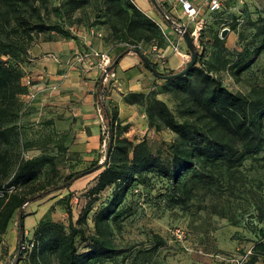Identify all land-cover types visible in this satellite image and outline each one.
I'll use <instances>...</instances> for the list:
<instances>
[{
  "label": "rangeland",
  "instance_id": "1",
  "mask_svg": "<svg viewBox=\"0 0 264 264\" xmlns=\"http://www.w3.org/2000/svg\"><path fill=\"white\" fill-rule=\"evenodd\" d=\"M70 1L43 0L40 3L29 0L25 3L19 0L13 7L20 13L9 12L0 1V37L12 39L20 35L19 41L26 50L14 57L21 65V83L26 87V93L17 98L21 117L15 123L20 135L10 153L11 161L5 174L0 166V181L3 184L8 181L22 157L45 155L52 159L41 169L36 182L17 190L23 196L58 186L69 173L101 163L103 159L105 130L93 99L100 69L93 54L109 55L115 40L104 13L96 10L92 1L82 5ZM132 1L141 11L153 9L150 0ZM256 2L240 8L243 9L240 25L235 22L237 14L220 16L224 13L221 11L218 13L221 19L216 20L217 15L212 17L205 10L200 16L204 28L197 52L199 63L208 67L233 94L248 96L255 90L264 95V50L239 76L229 69L234 54L244 45L241 37L251 31L250 23L257 17L264 19V0ZM22 14L30 25L43 24L49 30H34L30 38H26L17 24V16ZM152 18L157 22L155 15ZM224 29L228 32L222 38ZM162 38L154 40L164 48ZM151 42L152 39L140 41L137 54L132 48L118 62L114 78L107 81L106 100L118 113L123 127L122 138L133 143L144 140L155 157L166 159L167 149L177 137L162 126L156 103L165 105L176 121L182 122L185 120L182 102L185 92L173 82L153 80L150 73L141 68L130 70L140 63L139 55L149 59ZM165 59H168V66L167 61L164 68L157 65L158 72L176 71L181 67H178L177 55L170 54ZM148 103H151L155 127L147 124ZM261 135L263 146L259 154L247 158L236 168L214 166L212 182L196 184L185 206L169 202V198L176 197L180 191L173 190L166 179L156 173L147 174L142 184H133L124 199L121 228L113 230V242L125 252H136L142 251L140 244L149 233L163 239L164 244L156 257L145 259L141 256L137 264H153V261L157 264L162 256L167 264H176L181 257L185 264H192L193 254L205 257L201 264H207L208 260L215 263L217 260L219 264L222 259L236 256L264 233V122ZM194 171L204 175L200 169ZM191 174L182 176L180 183H187ZM92 176L79 179L70 188L69 205L74 222L79 220L87 203L86 191ZM65 194V191L55 192L24 207L26 217L21 245L30 243L37 227L44 223L67 230ZM15 229L13 222L1 238L0 264H29L27 255H23L22 250L21 253L17 251ZM120 261L118 258L116 262L98 264H120ZM47 264L57 263L50 256ZM126 264H133V261L127 260ZM251 264H264V260L257 259Z\"/></svg>",
  "mask_w": 264,
  "mask_h": 264
},
{
  "label": "trees",
  "instance_id": "2",
  "mask_svg": "<svg viewBox=\"0 0 264 264\" xmlns=\"http://www.w3.org/2000/svg\"><path fill=\"white\" fill-rule=\"evenodd\" d=\"M9 12L17 13L15 2L19 0H0ZM29 3V0H22ZM43 3V0H37ZM92 1L96 10L104 13L110 27L112 38L109 58V72H114L117 64L113 60L127 55L132 49L138 51L142 40L150 41L151 45L159 46L160 31L156 23L141 11L132 0H71L72 4H85ZM158 11H163L156 0H150ZM20 13V12H19ZM169 23L168 20H163ZM243 21V9H239L235 19L236 25ZM17 24L23 29L26 38H30L34 30H49L43 24L30 25L25 15L17 16ZM30 25V26H29ZM250 33L241 37L244 45L234 54L229 69L235 76L247 70L254 59L264 50V19L257 17L250 23ZM20 35L12 39L0 37V166L5 168L11 161L10 153L15 141L19 138L16 120L21 117L18 111V96L26 93L22 85L23 72L21 65L14 57L26 50L20 43ZM163 39V38H162ZM218 39V38H217ZM126 42L127 44H122ZM201 43V34L199 38ZM150 45V46H151ZM130 46H132L130 48ZM10 59L4 61L3 57ZM120 59V60H121ZM119 60V62H120ZM154 70L162 76H171L180 72L185 65L176 71L158 72L157 66L146 59ZM197 58L195 65L183 76L169 79L185 92L183 107L185 120L176 121L172 112L162 103L157 104V115L162 126L175 134L177 139L167 149V158L155 157L146 142L133 143L122 138L123 127L118 119L116 109L107 103V82L105 72H100L93 89V99L98 107L105 130L104 153L101 163L69 173L60 185L41 189L36 194L23 196L17 193L20 188H27L36 182L41 169L52 159L45 155L32 158H20L14 166L8 181H0V241L8 227L16 224L17 251L24 240V207L30 203L43 200L52 193L65 191L69 223L67 230L52 224H41L34 232L28 248L22 250L27 255L29 264H47L51 256L57 264H93L127 260L137 261L143 256L151 259L159 254L164 241L158 235L149 233L141 245L142 251L125 252L119 249L111 239L113 230H120V219L124 212V199L133 184L145 182V176L156 173L180 191L175 197L169 198L173 205L185 206L191 199L193 188L200 182L210 184L214 166L232 169L241 166L247 158L260 153L263 146L261 129L264 122V95L252 90V95L233 94L227 90L212 72ZM139 68L148 72L140 63L130 70ZM129 72V71H127ZM153 80L158 77L150 73ZM193 80V81H191ZM147 124L155 127L151 103L146 105ZM200 169L204 175H198ZM192 172L187 183H180L182 176ZM93 175L89 179L86 195L87 203L75 222L72 221V209L69 205L70 188L79 179ZM90 185V186H89ZM88 219L92 227L88 226ZM251 253L241 264H251L257 259L264 260V233L258 235L250 245L242 249L236 256L229 257L221 264H235L247 249ZM125 252V253H124ZM18 253L17 258L20 254ZM233 255V254H232ZM162 260L164 257L162 256ZM161 261V259H160ZM160 261L157 263L159 264ZM139 264V263H138ZM153 264L154 261H153Z\"/></svg>",
  "mask_w": 264,
  "mask_h": 264
},
{
  "label": "built area",
  "instance_id": "3",
  "mask_svg": "<svg viewBox=\"0 0 264 264\" xmlns=\"http://www.w3.org/2000/svg\"><path fill=\"white\" fill-rule=\"evenodd\" d=\"M204 6L209 12H219L223 9L222 3L218 0H207ZM181 8V23H177L176 20H174L173 17L168 14H165L163 17V20H168L170 22L171 31L175 38H170V35L166 32V27L158 24L155 21L154 22L156 23L166 45H168L171 54L177 55L181 61V64L185 65L187 62L190 61V53L187 50L183 35L187 33L190 36L194 49L196 52H198V50L200 49L199 38L204 28V21L200 18V8L192 6L187 1H183L181 3ZM93 56L98 59L97 65L100 69V72L104 71L106 73L104 81L107 82L114 78V72H109L107 70L111 62L108 54L95 52ZM148 58L150 62L155 66H165V53H163V49L157 46L155 43L149 47ZM87 223L88 226L91 228L92 224L90 219H88ZM27 248V245H22L20 247V250H26ZM250 253L251 248L247 249L245 254L237 261H235V264H241L242 262H244V260Z\"/></svg>",
  "mask_w": 264,
  "mask_h": 264
},
{
  "label": "crops",
  "instance_id": "4",
  "mask_svg": "<svg viewBox=\"0 0 264 264\" xmlns=\"http://www.w3.org/2000/svg\"><path fill=\"white\" fill-rule=\"evenodd\" d=\"M183 1H187L188 3H190L192 6H194L196 8H200V11H201L200 16L204 14L203 12L205 10L207 11V14L211 15L212 17H213V15H217L216 20H220L221 19L219 17V15H218V13L221 12V11L224 12V13L220 14V16L237 14V12H238V10L240 8H244L243 5H248L249 6L251 4H256L257 3L256 2L257 0H218V1H220L222 3L223 9L221 11H219V12H209L204 6V4L207 2V0H156V2L159 5H161V7L163 8V11H158V9L155 6H153V4H152V6H153L152 7L153 8L152 11H147V12L143 11V12L148 17H150L151 19H153L152 17L155 15L156 19H157V23L160 24V25H163L164 27H166V29H167L166 32L170 35V38H173L174 35L172 34V31H171V25L169 23H164L163 17H164L165 14H168V15L172 16L173 19L176 20L177 23H181L182 22V20H181V17H182L181 3ZM226 7L228 8V10H226ZM224 10H226V12ZM160 48L163 49V53H165V56L168 58L169 55L171 54V52L169 51L168 45H166V43H165V47L164 48L160 47ZM166 61H167V66H168V59ZM179 66H181V67L183 66L181 64V61H180V64H178V67ZM176 70H177V68H176ZM145 241H146V238L144 239V242ZM153 258L154 257H152V259ZM191 258H192V264H198V263L201 264V262L203 260L202 258H205V257H200L199 255L193 254V257H191ZM162 259L163 258L161 257V261H160L159 264H167ZM206 260H208V259H206ZM206 260H205V262H206ZM150 264H152V263H150ZM176 264H185L183 258L181 257L179 262H177ZM207 264H218V263H217V260H216V263L215 262H209V260H208ZM219 264H221V263H219Z\"/></svg>",
  "mask_w": 264,
  "mask_h": 264
},
{
  "label": "water",
  "instance_id": "5",
  "mask_svg": "<svg viewBox=\"0 0 264 264\" xmlns=\"http://www.w3.org/2000/svg\"><path fill=\"white\" fill-rule=\"evenodd\" d=\"M227 32L228 30L224 29L221 33V37L224 38ZM183 38L186 43L187 50L190 53V61L185 64V67L180 72L174 75H171V76H162L161 74H158L154 70L153 66L143 56L139 55L140 61L148 69V72L151 73L153 76L158 77L160 79H164V80L174 79V78H177L179 76H183L184 74H186L189 71V69L195 65L198 54L194 49V46L192 44V39L190 38V36L186 33L183 35ZM134 52L136 54L138 53L137 51H134ZM120 59H121V56L116 57L112 62V66H115L119 62ZM107 70L109 71V68Z\"/></svg>",
  "mask_w": 264,
  "mask_h": 264
}]
</instances>
